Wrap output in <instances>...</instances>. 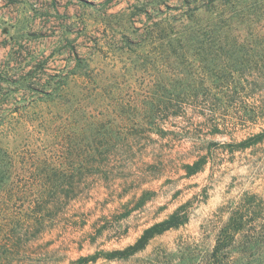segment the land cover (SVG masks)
Masks as SVG:
<instances>
[{"label":"rangeland","instance_id":"obj_1","mask_svg":"<svg viewBox=\"0 0 264 264\" xmlns=\"http://www.w3.org/2000/svg\"><path fill=\"white\" fill-rule=\"evenodd\" d=\"M190 1L0 0V168L12 157L19 182L31 158L56 151L51 132L43 129V112L53 127L60 122L53 117H76V96L87 106L96 93L104 101L112 82L124 87V95L145 94L166 84L165 59L155 53L154 43L145 44L146 33L167 13H192L191 8L203 3L193 22L205 26L212 0ZM237 5L229 7L239 13ZM258 9L247 16L256 13L264 35V7ZM248 38L239 41L249 45L243 41ZM234 58L179 57L177 84L230 87L231 81L219 84L221 74L205 73L202 67L241 62V57ZM236 68L239 92L229 105L214 109L202 98H187L181 115H154L168 133H152L154 140L123 164L124 176L93 181L56 221L48 218L40 232L9 226L13 218L0 203V264H73L97 251L122 249L178 208L186 222L155 236L133 256L87 264H264V140L245 149L225 145L264 129V85L247 75V67ZM74 73L81 79L76 81ZM63 84L71 108L57 100H38L46 96L42 90L57 91ZM241 104L251 109L249 117L242 115ZM200 157L206 161L202 169L188 174L184 165ZM246 202L251 206L248 224L235 243L216 252L229 217Z\"/></svg>","mask_w":264,"mask_h":264},{"label":"trees","instance_id":"obj_2","mask_svg":"<svg viewBox=\"0 0 264 264\" xmlns=\"http://www.w3.org/2000/svg\"><path fill=\"white\" fill-rule=\"evenodd\" d=\"M240 2L242 3L239 4ZM237 3L242 8L239 13L229 7L230 4L236 6ZM203 4L191 8L192 13L178 15L167 13L147 30L145 44L154 43L157 46L155 53L165 59L164 65L169 71L166 84L154 86L146 92L147 94L124 95V87L121 85L114 87L112 82L106 90L108 94L104 101H100V93H96V98L87 106L83 97L76 96L73 101L76 105V117H53V121L60 120L59 123L55 121L53 127L48 125L51 117L47 112L41 114V117H44L41 119L44 122L43 129L51 132L57 149L51 156L31 158L30 169L27 170L25 179L22 178L19 182L15 180L16 166L12 157L4 170L1 166L0 203L13 218L9 226L20 227L26 232L35 228L40 232L48 218L56 221L70 202L80 198L93 187L95 183L93 181L98 179L111 181L124 176L121 172L123 164L133 159L138 150L142 151L154 140L152 133L159 136L168 133L162 122H158L159 117H153L154 115L158 113L181 115L187 98H202L214 109L229 105V101L235 99L239 92L237 80L234 78L238 72L236 65L247 67V75L264 85V35L261 33L262 27L258 26L260 22L255 19L256 13H253L252 17L247 16L249 11H257L260 10L258 8L264 7V0H212L207 9L211 11V16L205 26L193 22L199 8L205 6ZM177 6L179 5L173 8L178 10ZM228 10H233L229 16L224 14ZM237 22V27L233 28L232 25H236ZM244 35H250V40L249 38L243 40L249 45L239 41ZM126 50L133 49L128 47ZM182 50L183 53L180 54ZM239 52L242 55H239ZM185 56H211L214 59L241 57V60L239 59L241 62L234 65H228L225 61L220 64L214 62L213 69L202 67L205 73L221 74L217 77L219 84L221 81L222 83L231 81L230 87H201L198 83L179 86L178 78L175 76L180 71L178 58ZM148 64L154 65L152 62ZM74 75L76 81L81 79L80 73ZM222 75L229 77L228 80ZM92 83L98 84L93 80ZM66 89V84H63L57 91L42 90L46 96L40 95L38 100H44L46 103L57 100L69 109L71 107L65 97ZM239 107L242 115L250 116L251 109L248 106L241 104ZM111 112L117 113L116 116L106 117L108 114L111 115ZM124 128L127 130L122 132ZM263 140L264 129L239 142L225 145L230 149H245ZM205 163V159L200 157L193 163L185 164L184 168L188 174H194L201 170ZM247 204L246 202L238 207L229 217L218 238L216 252L231 246L237 241V235L243 232L249 222L247 213L251 212V206ZM186 220L182 208H178L167 218L145 228L136 241L127 247L97 251L78 258L73 264H87L99 258L127 259L144 249L155 236L180 226Z\"/></svg>","mask_w":264,"mask_h":264}]
</instances>
